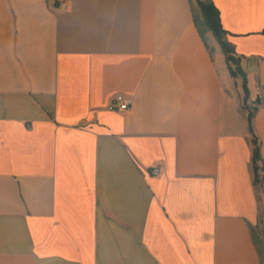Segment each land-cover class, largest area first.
<instances>
[{
	"label": "crops",
	"instance_id": "1",
	"mask_svg": "<svg viewBox=\"0 0 264 264\" xmlns=\"http://www.w3.org/2000/svg\"><path fill=\"white\" fill-rule=\"evenodd\" d=\"M203 1L235 63L195 0H0V264H264V0Z\"/></svg>",
	"mask_w": 264,
	"mask_h": 264
},
{
	"label": "trees",
	"instance_id": "2",
	"mask_svg": "<svg viewBox=\"0 0 264 264\" xmlns=\"http://www.w3.org/2000/svg\"><path fill=\"white\" fill-rule=\"evenodd\" d=\"M195 1H196V4H197L201 14H202L203 25L214 36L216 42L221 47L226 60L228 62L235 63L236 62L235 59L231 56L232 49L228 45V43L224 40L225 32L221 28L218 11L208 1H203V0H195ZM230 74L233 75L231 70H230ZM253 158H254V161H257L259 159L258 146L256 145V143L254 146ZM255 169L257 170V167H255Z\"/></svg>",
	"mask_w": 264,
	"mask_h": 264
},
{
	"label": "built area",
	"instance_id": "3",
	"mask_svg": "<svg viewBox=\"0 0 264 264\" xmlns=\"http://www.w3.org/2000/svg\"><path fill=\"white\" fill-rule=\"evenodd\" d=\"M254 98L257 102V107H264V90L263 88L257 84L254 88ZM130 102L124 99L122 96H117L108 106L107 110L109 111H118L124 112L128 109ZM29 127V126H27ZM160 173V168L155 166L152 168L148 174L152 176H156Z\"/></svg>",
	"mask_w": 264,
	"mask_h": 264
},
{
	"label": "rangeland",
	"instance_id": "4",
	"mask_svg": "<svg viewBox=\"0 0 264 264\" xmlns=\"http://www.w3.org/2000/svg\"><path fill=\"white\" fill-rule=\"evenodd\" d=\"M196 2V1H195ZM194 6H195V3H194ZM197 10V9H196ZM198 11H196V21H197V25L199 26L200 30H203L205 31L206 28L205 26L203 25V19H199V15L197 13ZM260 236H261V243L263 242V246H264V226H262V229L260 231Z\"/></svg>",
	"mask_w": 264,
	"mask_h": 264
}]
</instances>
